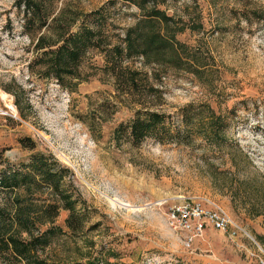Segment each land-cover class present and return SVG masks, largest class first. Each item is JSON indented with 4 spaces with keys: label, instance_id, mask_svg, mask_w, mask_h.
<instances>
[{
    "label": "rangeland",
    "instance_id": "rangeland-1",
    "mask_svg": "<svg viewBox=\"0 0 264 264\" xmlns=\"http://www.w3.org/2000/svg\"><path fill=\"white\" fill-rule=\"evenodd\" d=\"M16 1L0 0V171L36 153L52 155L67 170L64 183L83 220L73 233L70 212L61 209L62 233L42 257L67 264H264V0L56 4L53 18L77 24L90 15L85 25L103 24L113 42L142 17L144 1L145 11L165 12L174 29L166 33L182 46L185 64L163 80L162 98L120 93L97 51L71 90L32 74L37 54ZM190 105L199 117L188 141L176 131L183 130L181 109ZM143 109L170 116L164 142L136 146L117 138L116 129ZM22 139L36 148L22 147ZM184 197L222 208L232 229L208 225L188 246V234L168 217Z\"/></svg>",
    "mask_w": 264,
    "mask_h": 264
},
{
    "label": "trees",
    "instance_id": "trees-1",
    "mask_svg": "<svg viewBox=\"0 0 264 264\" xmlns=\"http://www.w3.org/2000/svg\"><path fill=\"white\" fill-rule=\"evenodd\" d=\"M60 1H16V8L22 13L23 31L34 41L37 54L28 67L32 74L54 80L71 90L72 82L80 78L81 66L88 55L97 51L104 57L103 70L113 78L120 93L138 98L164 96L163 80L170 70L181 69V64H185L181 58L182 46L177 44L174 35L166 33L167 29L172 33L174 29L165 12L157 7L145 11L144 1L143 6L140 5L144 10L142 17L113 42L103 24L85 25L84 19L90 15H85L77 24L62 17L53 18L55 6ZM45 32L52 33L54 38H47L42 34ZM137 61L140 67L135 65ZM197 115L191 105L182 108L183 130L177 129L176 134L193 140ZM169 124L170 116L143 109L135 114L129 125H120L115 133L118 139L127 136L136 146L150 138L164 142L162 138L169 135ZM20 143L24 148H36L29 139H22ZM0 159L3 160L2 153ZM66 173L52 155L45 153H36L28 163L0 171V263L67 264L50 261L41 255L62 233L56 225L61 209L70 212L66 225L73 233L82 226L83 220L75 213L79 200L64 183Z\"/></svg>",
    "mask_w": 264,
    "mask_h": 264
},
{
    "label": "built area",
    "instance_id": "built-area-1",
    "mask_svg": "<svg viewBox=\"0 0 264 264\" xmlns=\"http://www.w3.org/2000/svg\"><path fill=\"white\" fill-rule=\"evenodd\" d=\"M204 201L180 198L168 211L171 226L178 231L186 232L185 241L191 246L196 238L201 237L208 227L220 232L232 229V220L220 207H206ZM237 235L234 231L232 236Z\"/></svg>",
    "mask_w": 264,
    "mask_h": 264
}]
</instances>
